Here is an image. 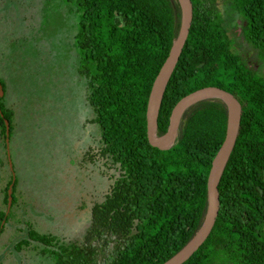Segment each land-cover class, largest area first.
I'll return each instance as SVG.
<instances>
[{
  "label": "trees",
  "instance_id": "1",
  "mask_svg": "<svg viewBox=\"0 0 264 264\" xmlns=\"http://www.w3.org/2000/svg\"><path fill=\"white\" fill-rule=\"evenodd\" d=\"M191 1L192 20L161 96L156 134H166L182 97L205 86L232 93L241 117L218 182L215 222L181 264H264V77L236 50L221 0ZM67 2L80 16L76 39L85 98L100 129L99 143L85 158L96 162L109 182L91 208L83 240L25 225L27 235L15 248L37 244L54 264H165L195 237L208 213L210 172L227 134L228 104L219 97L195 101L180 116L174 144L166 149L152 145L147 110L181 30V0ZM230 2L243 17L245 40L264 59V0ZM2 98L0 137L7 146L12 113ZM11 184L2 189L6 209L0 214V233L15 221V181L8 208Z\"/></svg>",
  "mask_w": 264,
  "mask_h": 264
},
{
  "label": "rangeland",
  "instance_id": "2",
  "mask_svg": "<svg viewBox=\"0 0 264 264\" xmlns=\"http://www.w3.org/2000/svg\"><path fill=\"white\" fill-rule=\"evenodd\" d=\"M230 1L221 0V7L235 48L264 77V59L245 40L243 17ZM79 22L67 0H0V91L12 113L7 146L0 137V214L2 189L15 181V221L0 233V264H54L37 244L15 248L26 226L83 240L91 208L109 182L85 158L100 129L85 98Z\"/></svg>",
  "mask_w": 264,
  "mask_h": 264
},
{
  "label": "water",
  "instance_id": "3",
  "mask_svg": "<svg viewBox=\"0 0 264 264\" xmlns=\"http://www.w3.org/2000/svg\"><path fill=\"white\" fill-rule=\"evenodd\" d=\"M184 1H185V4H184L183 0H181L183 19H182L181 30H180L179 35L177 37L178 41L176 44H174L172 46L170 54H169L167 60L165 61L164 65L162 66V68H161V70H160V72H159V74H158V76L154 82L153 89L151 92L148 110H147L148 140L152 145L158 146L162 149H166V148H169L170 146H172L174 144V141H175V138L177 135L179 120H180V116H181L183 110L187 106H189L190 104L194 103L195 101H198V100L204 99V98H208V97H219V98H222L223 100L226 101V103L228 104V107H229V125H228L227 134H226V137L223 141V144L221 145L219 151L217 152V154L213 160V164H212V168H211V172H210V178H209L210 205H209V209H208V213L206 215V218L203 222V225L201 226L200 230L195 235V237L185 246V248H183L176 256H174L172 259H170L165 264H181V263H183L198 249V247L204 242V240L208 236V234H209V232H210V230H211V228L215 222V218L217 216V212H218V208H219L218 182H219L220 174H221V172L224 168V165H225V164L223 165L220 173H218L219 164H220L221 158L223 157L224 153L226 152V150L229 148L230 145H231L230 151L232 149V146L234 144V141H235V138L237 135L240 117H241V104L232 93H230L229 91H227L221 87L205 86V87H201L199 89H196V90L188 93L184 97H182L177 102V104L175 105V107L172 111L171 118H170V125H169V128H168L166 134L163 136H160V137H158L156 134V118H157V114H158L159 105L157 107L156 114H155L154 93L158 88V85L161 81V78H162L164 72L166 71V69L171 64L175 55H177V57H176V60H177L179 53L182 49V46L184 44V41L187 37L189 26H190L192 16H193L192 1L191 0H184ZM185 22H186V26H185V29L183 31L182 28H183V25ZM182 32H183V35H182ZM176 60H175V62H176ZM174 65H175V63H174ZM165 85H166V83H165ZM164 88H165V86H164ZM0 89H2L1 85H0ZM162 93H163V91H162ZM162 93H161V96H162ZM2 94H3V92L0 91V96ZM161 96H160V100H161ZM226 98L231 99L235 103V105L233 107H231L229 105L228 101L226 100ZM160 100H159V104H160ZM6 123H7V129H8L9 127H8L7 120H6ZM8 134H9V129L7 130V135ZM7 141H8V138H7ZM8 153H9V151H8ZM228 156H229V154H228ZM228 156H227V158H228ZM225 163H226V161H225ZM12 186H13V184H11L8 188V194H9L8 208L10 207V205L12 203V191H13ZM211 195H213V197ZM212 198H213L212 217L209 220V223L205 228V224L208 220V216H209V213L211 211Z\"/></svg>",
  "mask_w": 264,
  "mask_h": 264
},
{
  "label": "bare ground",
  "instance_id": "4",
  "mask_svg": "<svg viewBox=\"0 0 264 264\" xmlns=\"http://www.w3.org/2000/svg\"><path fill=\"white\" fill-rule=\"evenodd\" d=\"M183 2H184V4H185V1H184V0H183ZM185 26H186V22H185L184 25H183V28H182L183 31H184V29H185ZM182 35H183V32H182ZM176 57H177V55L174 56V58H173L171 64L169 65V67H168V68L166 69V71L164 72V74H163V76H162V78H161V81H160V83H159V85H158V88H157V90H156L155 93H154L155 114H156L157 107H158V105H159V100H160L161 93H162V91H163V89H164V86H165V83H166V81H167V79H168V77H169V75H170V73H171V71H172V68H173V66H174V63H175ZM226 100L228 101V103H229V105H230L231 107H233V106L235 105V103H234L231 99L226 98ZM159 140H160V139H159ZM230 148H231V145L229 146V148L226 150V152L224 153L223 157L221 158V161H220V164H219V170H218V173H220V171H221L223 165L225 164V161H226V159H227V156H228V154H229V152H230ZM211 196L213 197V195H211ZM212 211H213V198H212L211 211H210V213H209L208 220H207V222H206V224H205V228H206V226L208 225L209 220H210L211 217H212Z\"/></svg>",
  "mask_w": 264,
  "mask_h": 264
}]
</instances>
